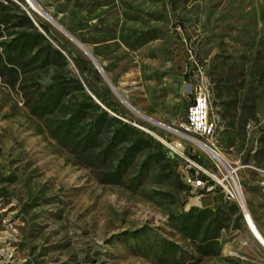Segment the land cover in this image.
<instances>
[{
  "label": "rangeland",
  "instance_id": "1",
  "mask_svg": "<svg viewBox=\"0 0 264 264\" xmlns=\"http://www.w3.org/2000/svg\"><path fill=\"white\" fill-rule=\"evenodd\" d=\"M24 1L67 60L46 63L43 51L34 62L32 54L13 61L0 48V264H264L232 179L264 236V0H37L131 107ZM73 57L95 71L88 81L116 111L92 93ZM55 79L71 89L65 102L84 107L70 127L67 108L32 110ZM199 90L209 93L215 125L204 141L223 162L189 137L186 113ZM96 105L127 126L106 117L92 131ZM197 167L215 176L211 191L187 185V169L203 174ZM196 220L214 237L202 248L183 228ZM138 229L144 235L133 239ZM165 242L181 247L179 262L162 254Z\"/></svg>",
  "mask_w": 264,
  "mask_h": 264
},
{
  "label": "trees",
  "instance_id": "2",
  "mask_svg": "<svg viewBox=\"0 0 264 264\" xmlns=\"http://www.w3.org/2000/svg\"><path fill=\"white\" fill-rule=\"evenodd\" d=\"M20 3L26 6L24 0H0V39L4 37L3 33L5 30L11 28H14L15 30L8 34L10 38L7 41L0 42V48H2L7 58L9 60L17 61L21 60L24 55L32 54L29 62H34V60L38 58L39 55H41L44 51V60L46 63H50L53 58L61 59L66 62L67 59L65 55L60 49L55 48L52 41L50 40V37H52L50 27L40 20L34 21V19L25 11V9L22 8ZM59 46L66 50V47L63 44H59ZM73 62L80 73L85 76V79L88 83L87 85L92 93L97 98L101 99V101L105 103L111 110L116 111L117 109L112 107L107 98L102 96L94 88L90 81H88V78L86 77L88 73L95 71H93L91 68L85 67L84 62L78 57H73ZM258 83L260 84L259 86H263L264 78H259ZM74 89L81 91L86 99L93 102V97L85 92V86L81 81L76 80V87H74ZM41 90L40 96L38 97L32 109L34 112L40 115H46L54 113L58 108H67L68 111L66 116H68V118L64 119L63 124L67 125L68 127L72 126L73 122L76 119L78 120L79 117L84 114V107L82 104H72L70 101H64L65 97L70 93L71 90L67 83L55 79L54 83L42 87ZM217 90L218 93L216 98H220L225 95L222 88H217ZM96 106L100 109L102 115L100 120L95 122L96 125L90 127L92 131L96 132L99 122H103L106 117L109 120L118 122L119 124L123 125V127L127 126L121 119L117 117H110L109 113L105 109H102L99 105ZM234 107L237 110L238 107L236 104ZM116 132H120V129L116 130ZM192 158L198 160L194 155H192ZM183 226L184 231L192 236L197 248H202L204 244L211 242V240L214 238L209 236V229H203L200 222L197 220L187 221ZM131 235L133 239H139L144 235V230L138 229L131 232ZM180 250L181 247H179L177 244L168 242L162 244V254H167L175 263L180 261Z\"/></svg>",
  "mask_w": 264,
  "mask_h": 264
},
{
  "label": "built area",
  "instance_id": "3",
  "mask_svg": "<svg viewBox=\"0 0 264 264\" xmlns=\"http://www.w3.org/2000/svg\"><path fill=\"white\" fill-rule=\"evenodd\" d=\"M210 97L206 90H199L196 92L193 101L189 104L186 113V126L192 133L191 137L204 141L205 139L211 138L215 133V125L210 118ZM186 160L194 164L193 161L186 158ZM201 172L195 171L194 169H187L185 171V181L187 185L192 187L193 190H207L211 191L214 188L212 183L213 179H216L214 175L207 173L202 167H197ZM223 187L227 191L228 198H234V193L226 185L222 183ZM237 195V194H236ZM239 200V197L237 195Z\"/></svg>",
  "mask_w": 264,
  "mask_h": 264
},
{
  "label": "water",
  "instance_id": "4",
  "mask_svg": "<svg viewBox=\"0 0 264 264\" xmlns=\"http://www.w3.org/2000/svg\"><path fill=\"white\" fill-rule=\"evenodd\" d=\"M36 5L38 6V8L45 13L49 19H51V21L54 23V25H56L59 29H61L66 35H68L71 39H73V41H75L83 50L85 49L87 52V54L89 55L90 59L93 61L94 65L98 68V70L101 72V74L103 75L104 79L106 80V82L108 83V85L111 87V89L113 90V92L117 95V97H119L126 105H128L129 107H131L126 101L125 99L122 97V95L117 91L116 87L114 86V84L112 83V81L109 79V77L107 76V74L105 73L104 69L102 68V66L100 65V63L98 62V60L96 59V57L83 45L81 44V42H79L77 39H75L71 33H69L63 26H61V24H59L52 16H50L37 2V0H33ZM27 2L29 3L30 6H32V3L30 0H27ZM245 202V201H244ZM239 203L240 206L243 210L244 216L246 218V221L248 223V225H250V221H249V216L250 213L246 207L245 203H242V201L239 199Z\"/></svg>",
  "mask_w": 264,
  "mask_h": 264
},
{
  "label": "bare ground",
  "instance_id": "5",
  "mask_svg": "<svg viewBox=\"0 0 264 264\" xmlns=\"http://www.w3.org/2000/svg\"><path fill=\"white\" fill-rule=\"evenodd\" d=\"M30 1L32 3V6L31 7L33 9H35L36 11L42 13L43 15H45L49 19V17L38 8V6L36 5V3L33 0H30ZM49 20L51 21V19H49ZM84 51L87 52L85 49H84ZM189 137L192 138V141L194 143H196L206 153L210 154L211 156H213V157H215V158H217V159H219L220 161L223 162V160L221 158V155L214 149L213 146L207 144L205 141H202V140L193 138L191 136H189ZM228 173H230V175H231V172L230 171ZM229 177L231 178V176H229ZM232 179H233V182H234V185L233 186L235 187L236 194L238 195V197L242 201V203H245L240 186L238 185V183L236 182V180L233 177H232ZM220 181L223 182L222 180H220ZM249 221H250V225H249L250 230L252 231V233L254 234V236L257 238V240L264 246V236L261 234V232L259 231V229L255 225V223H254V221H253V219H252L251 216H249Z\"/></svg>",
  "mask_w": 264,
  "mask_h": 264
}]
</instances>
